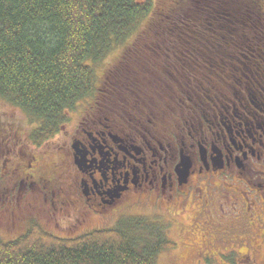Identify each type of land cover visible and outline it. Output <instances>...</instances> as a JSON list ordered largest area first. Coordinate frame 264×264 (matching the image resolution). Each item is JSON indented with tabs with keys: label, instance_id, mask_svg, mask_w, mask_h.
<instances>
[{
	"label": "flooded vegetation",
	"instance_id": "af4514ba",
	"mask_svg": "<svg viewBox=\"0 0 264 264\" xmlns=\"http://www.w3.org/2000/svg\"><path fill=\"white\" fill-rule=\"evenodd\" d=\"M199 4L209 10L171 14L163 18L174 30L137 36L57 124L0 118L1 227L30 214L28 228L57 226L68 240L136 208H156L154 218L169 225L192 209L190 250L198 238L224 243L192 231L221 223L235 245L255 238L238 258L255 253L264 232V0L253 9L198 0L196 11Z\"/></svg>",
	"mask_w": 264,
	"mask_h": 264
},
{
	"label": "trees",
	"instance_id": "16d2710c",
	"mask_svg": "<svg viewBox=\"0 0 264 264\" xmlns=\"http://www.w3.org/2000/svg\"><path fill=\"white\" fill-rule=\"evenodd\" d=\"M155 3L0 0V96L43 126L57 124L66 109L94 92L93 70L87 63L101 60L114 43L126 40L145 17L152 20ZM231 3L227 1L226 9L261 7L260 0ZM179 8L175 5L161 16L177 15ZM161 23L164 30L171 25L164 18ZM140 220L136 225L124 221L122 226L68 240L33 225L13 242L0 241V264H157V255L172 249L174 243L162 238L160 229L153 227L150 220V224ZM137 229L141 235H155V242L143 241L140 246L142 238L131 237Z\"/></svg>",
	"mask_w": 264,
	"mask_h": 264
},
{
	"label": "rangeland",
	"instance_id": "374dc122",
	"mask_svg": "<svg viewBox=\"0 0 264 264\" xmlns=\"http://www.w3.org/2000/svg\"><path fill=\"white\" fill-rule=\"evenodd\" d=\"M156 3L155 6H157V8H155L154 10V15L152 20L149 19L150 16L145 17L144 20H142L137 27L134 29V31L130 34V36L124 40L121 43H114L112 48L108 51H106V53L103 55L101 60L98 61H94L92 63L88 62L87 65L93 70V80L94 86H98L99 83V79L101 78V76L104 74V72L106 70L112 69V64L114 62V60L117 58V55L125 50H133L135 48V44L138 43L137 41H135L136 37L139 35H143L146 32L151 33V31L154 29V32L152 36H156L157 33H162V32H167L168 30H174V27H172L171 25L164 30V28L162 26H164L163 23H161L160 17H163L161 15L164 14V10L161 11L159 10V7L166 3L167 1H171L172 4L175 5H179L180 8L177 9V15L178 17H183V15H188L191 13H195V12H205L208 11V7L204 8L202 6L197 7V11L195 10V2L197 3L198 0H154ZM209 1V0H207ZM213 1V5H222V6H226L225 4L227 3V0H210ZM217 1H220L217 2ZM162 5V9H163ZM180 15V16H179ZM185 17V16H184ZM163 20V18H162ZM148 28H151L150 30H148ZM151 37H146L147 39L144 38L143 41H146L148 39H153ZM135 41V42H133ZM133 45L130 46V45ZM94 93V92H93ZM83 100V99H82ZM3 112H6L7 114H3ZM23 110H20L18 107H16L15 105H11L8 102H5V100L2 98H0V118H4L5 123H11L13 121V119L15 118V115L17 117H21L20 113L23 116V125L25 126H30V120L27 118L28 116H26L25 114H23ZM24 190H22V195L19 196L20 198V203L21 205H23V198L25 195V192H23ZM1 197V194H0ZM149 208V210H148ZM192 208L194 209V206H192ZM234 208H236V205H232L230 204L229 206L225 207L223 209V221H227L226 217H230V216H234L232 215L234 212ZM26 212V211H25ZM129 212H125L127 214V218H121V220H109L107 222V225L104 226V229H109L111 227H116V226H122V222L127 221L132 225H136L137 223L141 222L140 218H138L137 216L141 215L142 220H147L148 218H154V216H156V212H159L156 210V208H151V207H146V208H136L133 209L132 211ZM24 214V213H23ZM129 214V215H128ZM139 216V217H141ZM34 216H31L30 214L27 215H23V221H18L16 227H4V226H0V241L2 242H11L14 240H17L19 238L20 235L24 234L26 231L29 230V226L26 224L27 222H31L32 220H34ZM194 210L192 209H188L186 211V213L176 217L177 221L176 222H171L169 225L168 222L165 220L160 221L157 217H155L154 219H148L147 222L150 221L152 223V225H154L153 227H156L158 229H160L159 231L162 233H160L159 235L164 236L165 239L170 240L172 242L175 243V248L171 249V250H166L164 252H161L160 254L157 255L156 257V262L157 264H264V232H261L259 234H257V239L256 242L254 244L255 248V253L251 254V252H249V254L247 252H244L243 256L245 255V257H239L238 255L241 254V252L243 251H250L253 250V243L255 241V238H250L246 239L242 242H240V244L238 243V245L233 244L235 243L234 241H232V239L234 238V236H230V234L228 233L229 230L228 228H225L221 225V223L218 226L217 231L214 232H210L211 230L210 227L206 226V223H198L196 225H194L193 228V236L198 235L199 233H203L205 234V237L207 239L211 238L213 236L216 237H224L225 238V242L224 243H220L218 239H214L212 242H210L209 244L207 243H201V238H198V244L196 245V249L190 250L191 247L188 246L187 242H188V232H189V228L190 225L192 224V222L194 221ZM37 220V219H36ZM150 220V221H149ZM38 221V220H37ZM111 221V222H110ZM103 221H99L97 223V226L95 227H100V225H102ZM22 223H25L24 225ZM147 224V223H146ZM8 225V224H7ZM103 226V225H102ZM147 226H149L147 224ZM33 226L30 227V229ZM37 227V226H36ZM189 227V228H188ZM38 228L42 229L44 232H49L55 236H59V237H65V234H61V229H57L58 227L56 226V228H54L53 226H38ZM101 228V227H100ZM99 228V229H100ZM138 230V229H137ZM133 230V232L131 233V237L132 239L134 238H138L141 239L140 241V246L143 245V241L146 242H155V235L152 234H144L141 235L142 231L141 230ZM156 230V229H155ZM158 231V230H157ZM262 231H264V228L262 229ZM262 234V235H261ZM150 236V238H149ZM153 238V239H152ZM191 239V238H190ZM195 240L193 242H197V239L194 238ZM145 242V243H146ZM214 245L213 247H210ZM202 249H208V250H203L200 251L199 256H197V251L202 250ZM248 255V256H246Z\"/></svg>",
	"mask_w": 264,
	"mask_h": 264
}]
</instances>
